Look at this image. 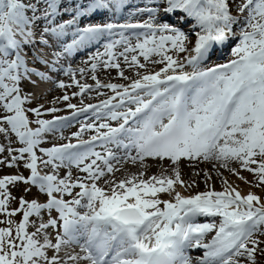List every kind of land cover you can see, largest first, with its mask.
<instances>
[{
    "label": "snow or ice",
    "instance_id": "1",
    "mask_svg": "<svg viewBox=\"0 0 264 264\" xmlns=\"http://www.w3.org/2000/svg\"><path fill=\"white\" fill-rule=\"evenodd\" d=\"M127 4L0 0V264H264V198L221 171L264 188V0H144L116 22ZM45 82L65 108L30 106L25 83ZM56 133L67 142L43 147ZM182 161L210 164L223 190L206 169L185 180ZM201 173L206 190H178Z\"/></svg>",
    "mask_w": 264,
    "mask_h": 264
},
{
    "label": "bare ground",
    "instance_id": "2",
    "mask_svg": "<svg viewBox=\"0 0 264 264\" xmlns=\"http://www.w3.org/2000/svg\"><path fill=\"white\" fill-rule=\"evenodd\" d=\"M136 6H138V4H137ZM136 6H135V7H136ZM125 17H127V16H125ZM63 18L65 19L66 16L63 17ZM86 58H87V57H86V54L82 53V54H79V55L76 57V59L74 60V62H77L76 64L79 65L80 68H81V67H86V65H85V63H84V61L86 60ZM68 61H70V59H69ZM70 62H71V61H70ZM71 65H72V64H71ZM74 67H75V66H74ZM98 71H99V75H100V78H101V79H105L106 77H108V78H113V77L115 76V72H114L113 70H111L110 75H109V73L104 72L102 69H101V70H98ZM126 74H127V73H126ZM34 78H35V77H34ZM60 78L64 79V80L67 81V82H70V78H69V76H67V75H65V74H63V73L60 74ZM77 78H78V79L80 78L79 75L77 76ZM35 79H36V78H35ZM90 80H91V79H90L89 77L85 76L84 81H82V82H87V83H88ZM47 83H48V82L40 83V85H39L40 89H43V88L47 85ZM118 83H119V82H118ZM68 90H70V93H69V94L72 93V90H73V91H77V89L74 88V87H73V88H69ZM25 92H28V89H27V88H25ZM62 93H64V90H61V89L55 87V89H54V91H53V94L50 95V97H51L52 99H55L56 97H59ZM92 95L95 96V93H93ZM38 96H41V98L38 99V100H35V101H34V104L37 103V102H39V101H41L42 98L47 97V96H44L43 94H42V95H41V94H38ZM71 101H76L75 103H76V104H79V102H80V98H79V97H75V98H73ZM85 102L88 103L89 100H88V99H85ZM34 104L32 103V105H34ZM62 108H63V107H62ZM61 112H64V113H70L69 110H67V111H61ZM78 128H79V124H76L75 126H71V127H69V128L64 129L63 134H64L65 136H69L71 132H75V131H77ZM88 134H89V133H86L84 138H87ZM59 143H62V140H61V141L59 140V142H58L57 144H59ZM148 163L152 165V166L149 168V170H148V174H149V175H152V174H158L159 171H160V169L156 166L158 162L149 160ZM164 163H165V165H167L168 162L165 161ZM125 168H127V169L130 170V171H136V168L132 167L131 165H125ZM200 169H206V170L212 172V176H213V179H212V181H211V182H212V187H213L215 190H217V191H221V190H223L222 181H221V179H220L219 177L216 176V173H215L214 170H212L210 164L200 163V164L197 165L195 168H192V167L189 166V163H188L187 161H182V163H181V171H182L183 178H185V179H187V180L189 179V177L192 176V174H193L194 171H199ZM5 171H6V172H13L14 169H5ZM221 171H222V173H223V176H224L225 178H227V179L229 180V182L233 183L234 186H239V189H240L243 193L246 194L248 191H253V192H255L256 194H259V195L261 194V193H258V192H256V191H254L253 187H251L250 185L245 184L243 181L239 180L236 176L230 174L228 171L223 170V169H221ZM73 174H74V176L77 174L75 169H73ZM248 174H249V173H248ZM61 175H63V171H61ZM117 175H120V173H117ZM240 175L246 177L247 180L251 181V179H249V177H248L246 171H241V172H240ZM194 178H195L196 181H197V186L194 187V188H192V189H189V191H183L182 194H184V195H186V194L189 195V194H195L196 192H200V191H204V190H206V185H205V183H204V176H203V173H201L200 176H198V177H194ZM186 192H187V193H186ZM164 198H166V196H165ZM204 219H205V218L200 217V218L198 219V221H199V222H204ZM50 231H51V230H50ZM210 237H211V235H210L208 238H210ZM200 251H202V250H197L196 252H200ZM200 255H202V254H200Z\"/></svg>",
    "mask_w": 264,
    "mask_h": 264
},
{
    "label": "rangeland",
    "instance_id": "3",
    "mask_svg": "<svg viewBox=\"0 0 264 264\" xmlns=\"http://www.w3.org/2000/svg\"><path fill=\"white\" fill-rule=\"evenodd\" d=\"M26 2H27V0H26ZM68 17L66 16V18L65 19H67ZM77 62H74L73 64H72V67H76L75 69H78V68H80V66L79 65H77L76 64ZM156 67V69H158L159 67H160V65H156L155 66ZM114 72H115V76L113 77V78H108V77H106L105 79H102L103 81H105V82H107L109 79H111L112 80V82H119V83H125V81H123V80H120L119 78H117V74H116V71L115 70H113ZM60 80H62V79H60ZM89 84H92L93 83V81L92 80H90L89 82H88ZM77 91H78V89H77ZM67 92L68 93H70V90H68L67 89ZM72 92H74L73 90H72ZM53 94V93H52ZM51 94V95H52ZM64 93H62L60 96H62ZM59 96V97H60ZM100 99H103V97H100ZM54 99H52L51 97H44V98H42L41 99V101H39V102H37V103H35L34 104V101H33V104L34 105H30L31 107H35V106H37L38 104H43L44 106H45V108H48V107H52V106H56V107H59V108H65L66 107V105L64 104V103H57V104H55V105H53L52 104V101H53ZM72 103H75L76 101H71ZM89 102H91V103H96L97 102V100L96 99H92V100H89ZM76 104V103H75ZM65 111H67V110H65ZM66 115H69V113H67ZM66 115H62V116H66ZM29 117H30V119H35V117L31 114V113H29ZM42 118H44V119H51L52 118V115H45L44 117H42ZM33 126H35V125H33ZM58 138L59 137V133H56V134H48L47 136H46V138H47V140H48V143H50V146L53 144V143H58V142H51L53 139H55V138ZM44 145H46V144H44ZM16 146H19V145H16ZM204 164H206V163H204ZM14 171H16L15 169H14ZM13 171V172H14ZM20 171H22L23 173H24V175L25 176H27L29 173L26 171V170H24L23 168H21L20 169ZM45 171H50V170H45ZM4 172L5 173H7L5 170H4ZM247 175H248V177H249V179H251V181L253 180V176L249 173L248 174V172H247ZM185 179V178H184ZM185 180H187V179H185ZM211 185H212V182H211ZM253 189H254V191H256V192H258V193H261L260 194V196L262 197V198H264V188H255V187H253ZM178 190H180L182 193H183V189H178ZM189 191V190H188ZM187 193V192H186ZM13 194L14 195H19L20 194V190H14L13 191ZM187 195V194H186ZM259 195V194H258ZM32 197H36L39 201H42V200H45V196L43 195V194H40V193H38V190L35 188V187H33L32 188V193H31V195L28 197L29 199L30 198H32ZM166 198H167V196H166ZM165 198V199H166ZM13 207H16V205L15 204H13L12 205ZM16 219H19V216L18 217H16ZM196 255H198V254H196Z\"/></svg>",
    "mask_w": 264,
    "mask_h": 264
}]
</instances>
